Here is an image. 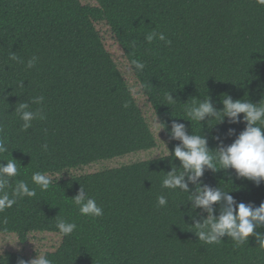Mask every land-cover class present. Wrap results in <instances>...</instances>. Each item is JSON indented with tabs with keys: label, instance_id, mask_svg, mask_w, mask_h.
Returning <instances> with one entry per match:
<instances>
[{
	"label": "trees",
	"instance_id": "obj_1",
	"mask_svg": "<svg viewBox=\"0 0 264 264\" xmlns=\"http://www.w3.org/2000/svg\"><path fill=\"white\" fill-rule=\"evenodd\" d=\"M152 32L165 39L149 43ZM224 95L264 105L259 0H0V140L8 147L0 164L17 163L10 196L19 181L36 192L0 212V244L8 241L0 264L45 253L52 264H264L254 235L240 245L227 236L200 240L194 221L208 213L190 198L207 185L259 206L264 182L206 169L187 192L162 186L168 171L182 170L171 155L180 143L172 121L205 136L210 149L244 129L227 118L187 119L193 99L210 97L220 110ZM22 102L43 116L27 130L16 110ZM37 172L51 177L46 191L32 182ZM80 187L103 215L79 212ZM213 208L218 216L223 201ZM61 218L76 225L70 235L58 230Z\"/></svg>",
	"mask_w": 264,
	"mask_h": 264
},
{
	"label": "clouds",
	"instance_id": "obj_2",
	"mask_svg": "<svg viewBox=\"0 0 264 264\" xmlns=\"http://www.w3.org/2000/svg\"><path fill=\"white\" fill-rule=\"evenodd\" d=\"M259 3L264 4V0H259ZM157 36L161 40L165 39L162 33L152 32L146 36V40L151 43ZM10 59L20 62V58L14 52L10 54ZM36 59V57H32L27 62V66L33 67ZM131 64L137 70L144 68V64L137 60H132ZM19 86L22 87V81L19 82ZM42 99V97H38L33 100V103H38ZM168 99L175 101L169 93ZM222 105L223 107L217 110L210 97L203 100L193 99L186 108V115L188 120L199 125L201 121L206 119L208 121L214 119L215 123L223 122L225 118L232 124L245 122L244 129L228 145L220 143L215 149H210L205 136L194 133L188 134L184 123L175 120L171 122L170 136L172 139L180 141L172 150L171 155L178 158L182 170L176 171L173 168L168 171L162 181L164 188L187 192L189 183L198 184L199 178L203 176L206 169L212 171L233 169L238 178L250 180L256 185L264 182V105L247 100H233L229 95L223 96ZM28 108V102H22L16 109L20 114V119L24 122L23 128L25 130L31 126L33 119L38 116L43 118L40 113L27 110ZM240 114L243 116L241 117ZM162 125L158 130L165 128V125ZM229 131L231 133L234 130L230 129ZM44 148H47V145H44ZM6 152H8V147L3 140H0V153ZM157 153L159 154V152ZM169 154L167 149V154L160 158L163 159ZM17 175L18 168L15 159L0 164V193H2L0 194V212L12 207L17 198L36 195L35 189H30L25 181H19L11 196L8 194L6 189L10 180ZM31 179L35 185L44 191L49 188L52 182L51 177L39 172L34 173ZM190 198L195 207L202 208L208 213V216L202 221H194L195 233L200 240L211 244L227 236L237 245H240L254 235L264 250V233L254 231L258 228H264V201L259 206H254L252 203L237 202L229 190L224 191L221 188H211L207 185L198 187L196 194ZM221 201H223V208L220 214L216 216L213 214V206ZM167 202L165 196L158 197L159 206H165ZM73 203L82 215H103V209L81 187L78 193L73 196ZM56 226L63 235H70L76 229L74 223L66 222L62 218L58 219ZM5 241L0 244V247ZM17 241L20 239H15L11 243L15 244ZM18 264H52V262L45 253L36 254L34 258L28 261L20 259Z\"/></svg>",
	"mask_w": 264,
	"mask_h": 264
}]
</instances>
